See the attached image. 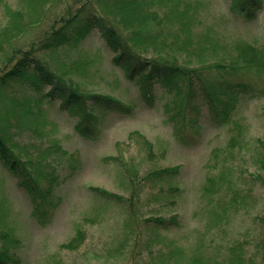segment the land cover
Returning <instances> with one entry per match:
<instances>
[{
  "label": "rangeland",
  "instance_id": "1",
  "mask_svg": "<svg viewBox=\"0 0 264 264\" xmlns=\"http://www.w3.org/2000/svg\"><path fill=\"white\" fill-rule=\"evenodd\" d=\"M186 1L203 3L202 19L220 37L225 50L230 51L237 42L264 49V0H260L261 9L250 22L232 13L239 0ZM3 2L4 5H0V31L9 23V10L26 13L27 8V3L22 0ZM61 10L62 6L53 9L47 6L35 14L39 17L38 22L25 28L21 26L13 42L3 44L5 49L0 51V67L8 58H13L10 56L14 51H26L33 41L40 39V33L51 26L49 24ZM26 17L24 19L28 20ZM113 56L100 34L91 31L61 44L45 57L51 70L65 68L64 71L72 74L82 89L117 99L130 108L131 114L98 115L96 128L99 132L95 140L90 141L75 133V118L54 109L47 111L41 107L35 110L37 119L45 115L53 118L57 124L54 136L63 150L79 157L81 165L74 175L63 178L64 182L57 188L60 205L51 224L46 227L39 226L31 218L28 197L0 168V199L3 196L6 203L0 232L11 233L18 240L11 247L15 249L20 264H147L150 254H154V258L160 252V245L165 250L170 246L182 247L189 255L202 247L204 253L220 258L236 241L246 244V257L251 262L264 264L260 221L264 214V188L261 186L264 181V96H238L233 123L224 128L216 127L210 121L206 107L202 106L198 116L189 117L193 128H184L185 133L197 137L192 146H186L175 138L171 121L172 118L175 121L183 118L186 89L177 80L147 82L140 77L134 84L126 79L128 70L113 66ZM178 65L186 70L197 68L196 64H187L181 59ZM83 66L86 71L76 72L77 67ZM74 67L75 70L70 69ZM248 80H252L258 91L264 90V72ZM146 86L154 93L151 108L142 102L141 89ZM28 91L35 90L22 79L10 84L1 100L2 107L9 108L0 112L1 127L7 125L14 129L23 124L26 117L20 119L21 114L13 109L10 99H17ZM230 97L234 96L229 95L227 99ZM232 137L235 145L229 148ZM17 139L30 143L26 135ZM217 150L231 167V185L223 201H216V196L209 203L202 193V186L208 175L218 173V169L214 170L216 161L213 157ZM174 167L180 168L179 173L168 185L142 179L151 171ZM64 171H61L62 177L67 176L68 171ZM91 189L104 190L123 199H128L134 192L140 200L137 212L141 220L176 216L179 226L165 233L159 231L157 235L144 229L137 232L138 223L126 226L127 210L124 206L102 199ZM234 194L236 202L232 204L229 199ZM224 207L226 216L220 225L214 227L212 220L218 214L222 215ZM125 226L132 230V237L124 236ZM77 232L82 234L79 242L70 243ZM136 238L139 242L134 244L132 240Z\"/></svg>",
  "mask_w": 264,
  "mask_h": 264
},
{
  "label": "trees",
  "instance_id": "2",
  "mask_svg": "<svg viewBox=\"0 0 264 264\" xmlns=\"http://www.w3.org/2000/svg\"><path fill=\"white\" fill-rule=\"evenodd\" d=\"M27 3L25 11H10L5 27L0 31V51L3 44H10L18 36L21 26L38 22L35 14L49 6H62L61 13L49 24L41 38L33 41L26 51H14L0 67V112L9 108L2 107V96L16 79L27 81L33 90L21 93L17 99H10L13 109L19 110L20 119H26L21 126L10 129L0 126V168L15 180L16 188L24 193L30 202V216L41 227L51 224L54 213L60 205L57 188L80 168L81 161L75 154L63 150L59 140L54 136L57 124L51 116L37 119L36 109L41 107L66 114L76 119L75 133L85 140H95L98 135L96 118L106 113L119 115L131 114L130 108L117 99L89 93L81 88L65 68L51 70L45 57L61 44L70 42L75 37L88 35L97 31L107 48L114 54L112 64L128 70L126 79L132 83L144 77L148 81H179L186 89L187 101L182 110L183 118L175 121V138L186 146L195 143L197 137L184 128L192 127L189 117L200 114L202 106L206 107L210 121L218 128L233 123L237 110V98L250 95L252 98L264 96V90L258 91L249 77L264 72V49H256L245 42H237L233 49L227 51L222 46L220 37L202 19V2L186 0H22ZM0 5H4L0 0ZM260 0H239L232 8V13L246 22L254 20L261 9ZM7 7V6H5ZM8 8V7H7ZM28 17L25 20L24 17ZM112 19H110L109 17ZM26 17V18H27ZM126 36H124V33ZM18 54L14 56V54ZM1 54V53H0ZM148 54V55H147ZM141 55L147 57H140ZM196 64L197 68L186 70L178 65ZM9 60H12L9 62ZM9 64V65H8ZM8 65V66H6ZM58 66V65H57ZM64 66V65H62ZM75 66V65H74ZM7 67V69H5ZM65 67V66H64ZM2 69V70H1ZM75 70L74 68H70ZM86 71L85 67L76 69ZM251 74V76H249ZM74 76V74H73ZM25 80V81H24ZM142 102L151 108L154 93L146 86L142 87ZM233 95V98H228ZM228 100V101H226ZM35 106H37L35 108ZM178 107V106H177ZM179 110V109H178ZM177 110V111H178ZM20 115L17 116L19 118ZM17 123V122H16ZM186 125V126H185ZM193 128V127H192ZM238 128V127H237ZM194 131V129H193ZM195 132V131H194ZM26 133V134H25ZM26 135L30 143L19 141ZM33 141V142H32ZM232 137L229 148L234 147ZM213 152L216 176L208 175L202 186L204 197L223 201L231 185V167L221 154ZM147 154L150 153L147 151ZM219 158L222 160L219 161ZM179 167L151 171L142 176L143 181L157 180L168 185L179 173ZM68 171L66 177L61 171ZM64 171V172H65ZM138 176V175H137ZM262 180V179H261ZM133 181V179H131ZM264 188V181H261ZM170 189V187H168ZM176 192L175 189H172ZM91 192L104 200H113L127 210L125 223L127 227L136 225L137 232H168L178 227L176 216L169 219L147 218L141 220L137 212L139 198L133 192L128 199L111 195L104 190L91 189ZM235 195L229 201L234 204ZM227 202L228 208L230 202ZM4 197L0 199V220L4 214ZM215 216L213 226L221 224L226 210ZM261 235L264 238V214L261 217ZM125 226L124 236L132 237V230ZM82 236L77 232L70 243H78ZM126 239V237H124ZM161 238V237H160ZM162 239V238H161ZM137 244V238L132 240ZM18 240L11 233L0 232V264H20L15 249L11 245ZM151 244V243H149ZM16 246V245H15ZM246 244L236 241L229 245L224 256H210L202 247L195 254H187L184 248L170 246L160 252L147 264H263L253 263L246 257ZM149 252H152L151 250Z\"/></svg>",
  "mask_w": 264,
  "mask_h": 264
}]
</instances>
